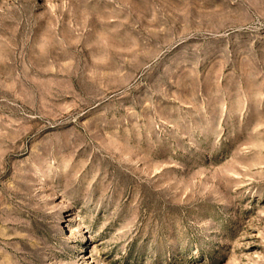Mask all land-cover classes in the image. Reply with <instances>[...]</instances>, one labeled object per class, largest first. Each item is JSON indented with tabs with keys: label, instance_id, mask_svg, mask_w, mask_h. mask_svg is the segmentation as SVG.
<instances>
[{
	"label": "rangeland",
	"instance_id": "374dc122",
	"mask_svg": "<svg viewBox=\"0 0 264 264\" xmlns=\"http://www.w3.org/2000/svg\"><path fill=\"white\" fill-rule=\"evenodd\" d=\"M0 264H264V0H0Z\"/></svg>",
	"mask_w": 264,
	"mask_h": 264
}]
</instances>
